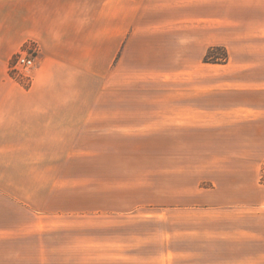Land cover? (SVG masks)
Masks as SVG:
<instances>
[{"label": "crops", "instance_id": "crops-1", "mask_svg": "<svg viewBox=\"0 0 264 264\" xmlns=\"http://www.w3.org/2000/svg\"><path fill=\"white\" fill-rule=\"evenodd\" d=\"M28 40L40 53L24 88L8 62ZM218 46L227 58L205 60ZM130 131L264 148V0H0V243L49 210L44 179L72 178L44 175L80 161L48 149L112 148Z\"/></svg>", "mask_w": 264, "mask_h": 264}, {"label": "rangeland", "instance_id": "rangeland-1", "mask_svg": "<svg viewBox=\"0 0 264 264\" xmlns=\"http://www.w3.org/2000/svg\"><path fill=\"white\" fill-rule=\"evenodd\" d=\"M29 47L36 63L32 40L8 62L24 88L34 69L13 63ZM226 58L219 46L204 56ZM129 134L112 148L48 149L80 161L44 164V175L72 178L44 179L46 197L57 195L31 216L32 234L1 240L0 264H264V148L225 147L209 132Z\"/></svg>", "mask_w": 264, "mask_h": 264}, {"label": "built area", "instance_id": "built-area-1", "mask_svg": "<svg viewBox=\"0 0 264 264\" xmlns=\"http://www.w3.org/2000/svg\"><path fill=\"white\" fill-rule=\"evenodd\" d=\"M30 48V49H29ZM23 49L20 54L16 56V60L13 63V69L18 72V69H22L31 76V71L34 69L35 58H36V48L29 47Z\"/></svg>", "mask_w": 264, "mask_h": 264}]
</instances>
